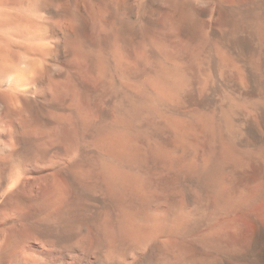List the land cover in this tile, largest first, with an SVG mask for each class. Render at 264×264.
<instances>
[{
	"label": "clouds",
	"instance_id": "9594fccd",
	"mask_svg": "<svg viewBox=\"0 0 264 264\" xmlns=\"http://www.w3.org/2000/svg\"><path fill=\"white\" fill-rule=\"evenodd\" d=\"M0 264H264V0H0Z\"/></svg>",
	"mask_w": 264,
	"mask_h": 264
}]
</instances>
